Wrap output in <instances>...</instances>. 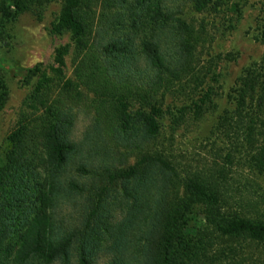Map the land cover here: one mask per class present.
I'll return each instance as SVG.
<instances>
[{"label": "trees", "instance_id": "1", "mask_svg": "<svg viewBox=\"0 0 264 264\" xmlns=\"http://www.w3.org/2000/svg\"><path fill=\"white\" fill-rule=\"evenodd\" d=\"M50 1L0 0V46L22 16L43 19ZM220 2L62 0L51 29L72 43L54 48L52 75L9 62L8 73L31 86L0 147V264H264V250H247L264 249V219L233 209L224 191L231 153L205 169L156 145L164 94L190 99L173 131L217 107L205 84L216 76L199 65L205 30L184 8ZM259 71L244 70L216 128L264 172ZM7 99L0 75V110ZM79 109L89 120L76 138Z\"/></svg>", "mask_w": 264, "mask_h": 264}, {"label": "rangeland", "instance_id": "2", "mask_svg": "<svg viewBox=\"0 0 264 264\" xmlns=\"http://www.w3.org/2000/svg\"><path fill=\"white\" fill-rule=\"evenodd\" d=\"M61 3L62 0H51L41 20L22 16L10 28L8 42L0 46V75L6 79L8 86V99L0 110L1 149L6 145L5 137L15 126L22 101L31 86L21 84L8 73L9 62L15 59L26 66L40 63L52 75L50 67L53 65L54 48L61 43H72L68 32L56 33L51 29L50 23L59 14ZM263 12L264 0H221L215 9L202 12L192 10L189 5L184 8L187 19L196 26L202 24L204 27L207 40L200 49L199 65L209 67L210 75L216 76V81L207 80L205 84L213 85L219 94L214 96L217 107L200 121H190L173 131L172 119L177 116V109L190 105V99L164 94L157 116L160 132L156 144L164 152L183 157L181 161L205 169L212 166L213 160L220 161V155L229 151L231 157L225 171L230 170L224 189L229 204L248 217L260 219H264V172L255 168L250 152L236 151L231 145L233 139L218 130L216 124L218 115L226 109H234L235 88L244 70L255 67L264 72V43L260 40ZM65 72L67 76H72L70 54L66 56ZM77 112L73 131L79 138L89 119L86 110L79 109ZM132 161L133 158L129 160ZM247 250L258 255L264 249L250 243ZM51 264L63 263L56 260Z\"/></svg>", "mask_w": 264, "mask_h": 264}]
</instances>
